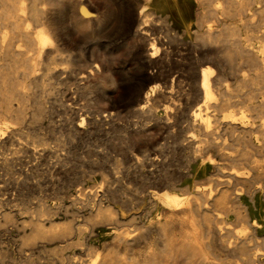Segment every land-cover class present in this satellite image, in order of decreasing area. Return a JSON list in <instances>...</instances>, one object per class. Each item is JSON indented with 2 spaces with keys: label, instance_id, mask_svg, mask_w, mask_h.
Listing matches in <instances>:
<instances>
[{
  "label": "rangeland",
  "instance_id": "1",
  "mask_svg": "<svg viewBox=\"0 0 264 264\" xmlns=\"http://www.w3.org/2000/svg\"><path fill=\"white\" fill-rule=\"evenodd\" d=\"M90 1L88 0L92 10L96 11L97 17L93 22H89V26V23H85L87 25L80 26V29L73 27L69 15L78 12L77 8L68 11L62 7L56 8L64 16H59L58 10L54 13L53 20L61 25V34H67L66 38L62 36L63 40H66L62 48L64 62L58 61L53 66L62 72L52 74V77L50 76V79L48 78L44 83L32 79L30 80L32 83L18 79L16 82L24 83L23 85L28 88L27 91L25 88L22 94L16 93L17 96L14 94L12 101L4 102L0 97V122L9 131L8 135L0 137V264H69L70 259L82 260L80 261L82 264L88 261L89 264L93 260L100 262L115 255L121 259L126 257L138 260L150 251L161 249V239L153 232V234H145L146 237L140 238L141 240L138 239V243L136 240L135 243L131 242L127 249L117 246V241L114 242V240L121 236L136 239L139 234L138 228L139 231L143 230L144 226L155 219V207L148 198L150 190H170L184 194L181 189L183 184L193 183L202 191L211 189L213 186L211 181L208 182L211 172L201 173L200 160H192L187 150H184L187 143L184 137L197 134L198 129H195L190 122V116L196 110V106L201 104L197 92L191 88L195 86L189 78L193 66L191 63H197L199 60H207L210 63L208 66L212 67L217 78L219 75L221 84L230 90V102L225 110L226 114H232L238 118L243 113L248 117L251 126V128L248 127L249 130L253 128L251 133L248 128L245 130L234 128V131L223 128L222 130L226 132L221 130V134L225 140L228 138L226 143L233 145L232 148L237 151L246 141L247 143L252 141L258 145L264 142V131L261 128V125H264V108L261 106L264 100L263 70L259 68L258 62L252 63L255 60L246 53L244 48L230 47L224 38L211 45L204 44L197 38L195 33L200 31L197 19L201 0H197L200 3L196 0H172L173 2L155 0L157 2L152 3L148 10V13L151 11L152 13L148 18V21L151 20L145 27L147 30L145 33L144 30L133 31L137 29L138 23L132 28L126 27L125 20L131 0ZM140 4L139 8L145 5V3ZM254 6V8H260L259 11L257 10L258 13H255L256 15L251 19L243 18V22L247 25L251 24L248 25L250 31H247L246 25L241 33L245 40H249L247 44L255 42L251 45L256 44V47L264 48V37H262L264 5ZM223 16H219L221 23L218 26L226 22L227 18ZM37 26H34L35 30H40L42 27L40 24ZM62 27L65 29L63 30ZM251 38L254 39L252 42ZM153 42L159 49L155 57L157 63L147 64L146 56L150 54V46ZM141 48L143 51L138 56L137 51ZM67 51H72L71 54L68 52L69 57ZM65 56L68 57L67 60ZM67 61L68 64H66ZM65 72L66 74H63ZM149 74L158 77L156 81L149 84V87L157 88L158 95L156 99L154 97L151 99L145 112H140L136 109L138 104L134 101L135 95L124 91L123 88L127 87L124 80L135 75L150 76ZM187 79L191 83H188ZM238 79L243 82L240 85L243 84L246 87H241ZM247 92L250 93L245 97ZM160 94L165 100L160 97ZM196 99L197 101L193 102ZM21 102L22 105H20ZM236 102L242 103L239 105ZM3 126L2 128L5 129ZM176 136L182 143L179 140H173L178 139ZM237 139L240 141L238 145L237 141H234ZM258 161L264 166V155H259ZM257 180L264 187V174ZM263 197L257 202L251 199L245 202L251 206L250 209H253L252 212L257 215V218L264 216ZM99 203L102 207H110L113 211L122 210V214L116 211L119 222L110 221V224L108 220L100 217L94 219ZM95 220L100 221L96 224ZM225 220L233 221L234 219ZM232 224L233 228L228 226V229L233 231L234 236H238L243 227L235 222ZM126 232L132 234L125 235ZM258 237L259 240H264V226L258 230ZM218 248L219 246L215 247V251L219 250Z\"/></svg>",
  "mask_w": 264,
  "mask_h": 264
},
{
  "label": "bare ground",
  "instance_id": "2",
  "mask_svg": "<svg viewBox=\"0 0 264 264\" xmlns=\"http://www.w3.org/2000/svg\"><path fill=\"white\" fill-rule=\"evenodd\" d=\"M92 1L93 0H91L90 2H92ZM95 1H103V0H95ZM130 2H129V6H128L129 9L127 11L126 20H125L126 21L125 23L127 25L126 27L132 28L134 24L138 23L137 29L133 30V31L138 32L140 30H144V33H145L147 31V30H145V27H147V23L151 20L150 19L148 21V18H150V14L152 13V11H151V13H148L149 12L148 10H150L149 7H151L152 3H156L157 1H155V0H131ZM197 2H199V1H197ZM140 3H145V5L142 6L141 8H139V5H141ZM258 4L264 5V0H217V1L216 0H201V3L199 4L201 6V9L199 12V17L197 19V23H198V27H199L200 31L198 33H195V34H197V38L202 43L208 44V45H211V43H214V42L224 38V40L227 42V44L230 47H235L237 49L238 48H242V49L244 48L246 53H248L249 56L253 60H255L252 63L254 64V62H258L259 68L261 67L263 70V73H264V48H261L260 46L256 47L255 46L256 44L251 45L255 42L251 43L250 45L247 44V42L249 40H245L243 38L242 33H241L243 27H246V25H247V23L243 22L244 21L243 18L244 17H246L247 19L253 18L254 15H256L258 13V11H259L258 9H260L257 7L254 8L255 7L254 5H258ZM174 6H175V4H174ZM58 7H62L63 9H65L67 11L70 9H73V8L74 9L77 8L78 12L73 13L74 10H72L73 12L71 11V13H73V14L70 13L71 16L68 14L69 17H71V20H72L71 23L73 24V27L75 26V28L78 27L80 29V26H82V25L86 26L87 24H85V23H89L91 21L93 22V20L96 19V17H97L96 11L92 10V6L88 2V0H0V61L3 62V63L0 62V63H2L0 65V84H1L0 85V97L4 100V102H5V100L12 101L13 100L12 98H13L14 94H16V93H18V94L23 93L24 89L26 88V85H23L24 83L22 84L20 82H16L18 79H22L23 81H30L32 79V80H37V81H41L42 83H44V81H47L50 76L52 77V74L57 73V72H62V71H60V69L56 70L55 69L56 67L55 68L53 67L56 64V62H58V61L62 62L64 60V56H63L64 53L62 54V51H63L62 48H63L64 44H66L65 43L66 40L64 41L63 40L64 38L62 36H65V38L67 37V34H65V35L61 34V27H60L61 25L53 20L54 19V13L59 9ZM56 8H58V9H56ZM63 9H61V10H63ZM67 11H65V12H67ZM58 12H59V10H58ZM58 12H57V14H58ZM61 12H63V11H61ZM61 15L64 16V14L60 13L59 16H61ZM222 15L226 16V18H227L226 22L225 23L222 22L223 24L218 26V24L221 23L219 16H222ZM263 15H264V13H263ZM55 16L57 17V15H55ZM261 16H262V14H261ZM57 18L60 19V17H57ZM261 19H263V18H261ZM62 23L63 22H61V24ZM38 24H40L42 27L40 30H35V27ZM258 24H260V22ZM89 25H90V23L88 24V26ZM69 26H68V28H69ZM92 26H94V25H92ZM149 26H151V24ZM249 26H248L247 31H250ZM86 28H89V27H86ZM161 28H162V26H161ZM62 29L64 30L65 27L64 28L62 27ZM151 29H152V27H151ZM254 30L255 29H253V31ZM245 31H246V29H245ZM163 32H164V30H163ZM167 35H168V32H167ZM262 35H263L262 37H264V34H262ZM249 37H251V36H249ZM68 38H67V40H69ZM253 38L250 39L251 42H252ZM145 39H147V37ZM169 39H170V37H169ZM247 39H248V37H247ZM257 39H258V37H257ZM154 42L150 46V54H148V56H146L147 64L157 63V60L155 61V57H156V54L158 53L159 49L155 46ZM174 42H176V41H174ZM174 42H172V43H174ZM217 45L218 44H216V46ZM66 48H67V46H66ZM134 51H136V50H134ZM142 51H143L142 48L137 51L138 56L142 53ZM237 51H239V50H237ZM68 52L69 51H67V53ZM71 52H69V53L71 54ZM242 52L244 54V50ZM202 53H203V51H202ZM70 54L68 55V57L70 56ZM77 55H79V54L77 53ZM144 55H146V54H144ZM231 56H232V54H231ZM68 57L65 56L66 60ZM72 57H75V56H72ZM78 57H80V56H78ZM191 58H193V57H191ZM70 59L68 61H70ZM75 59H77V57ZM199 59H200V57H199ZM68 61H67V63L66 62L65 63L68 64ZM141 61H142V59H141ZM180 62H182V61H180ZM227 62L229 63V61H227ZM167 63H168V61H167ZM191 64L193 65L192 66V73H191V76L190 77L188 76V77L190 79H192L193 86L195 85L194 87H191V88H194V90L197 92L196 93L194 90H192L193 93L195 92L197 94V97L201 99V104L198 105L196 103L195 104L193 103V102H196L197 99L194 101L192 100L193 101L192 103L194 105H198V106H196L197 108L194 106L196 108V110L194 112H192V115L190 116V122L192 123L193 126H195L194 127L195 129H198V131H197V134L195 133L193 135L188 136L187 137L188 139L184 137L185 142L187 141V143L184 147V150L185 151L187 150V153L190 155L192 160H200L199 169H200L201 173L204 174L207 171L211 172L209 179H208V182L211 181L213 183L212 188L207 189L206 191H202V190H200V188L198 186H195L192 183L193 185L192 184L191 185L190 184L189 185L183 184V186L181 188L183 191L182 190L181 191L184 194H178V193H176L174 191H170V190H168V191H166V190L160 191V190H154V189L150 190L151 192L148 194V196H149L148 198H149V201L151 200L152 203L154 204L155 208L154 207L153 208H154V211L156 213L155 219L153 221L149 222L146 226H144L143 230L140 229V231H139V228H138L139 234L137 235L136 239L135 238L127 239L124 236H121V237H117L116 238L117 240H114V242L117 241V246L118 245L121 246L122 249L123 248L127 249V247H130L131 242L135 243V240L137 241L138 239H140L142 237H146V236H144L145 234H148V233L151 234L153 232V233L158 235L159 239H161V241H160L161 242V249L157 250V251H152V252L150 251L146 254V256L142 255L143 257L141 259L139 258L140 260L138 258H137L138 260H135V259H128L126 257H124L125 259L124 258L121 259V258L116 257V255H115V256H112L110 258L103 259L100 262H98V260L97 261L93 260V262H91L89 264H264V240H261V239L259 240V237H258V230H260L264 226V216L257 218V215L254 212H252L253 209L252 210L250 209L251 206H248L247 204H245L247 199L248 200L251 199L253 202H257L260 198L262 199V196H264V187L258 182V180H260V179L257 180V178H260V176L264 174V172H262L264 169V166L261 165L258 161V156L264 155V142L262 144L258 145V144L252 143V141H251L252 139H251L250 140L251 143L250 142L247 143V141H246L247 144L245 143L244 146H242L240 150L237 149V151L234 150L235 148H232L233 145H229L228 143H226V140L228 138L226 140L224 139V137L222 136L223 134H221L222 133L221 130L223 128L225 130H233V131H234V128H240L239 130H241V129L245 130L246 128H248L250 126V123L248 122V117L246 115H244L243 113H241L238 118H236V116H234L232 114H226L225 110L228 108L229 102H230V100H229L230 90L228 87L221 84L222 80L221 79L219 80V75L217 78V75L214 74L215 73L214 70L211 69L212 67L210 68L208 66V64H210V63L207 60H199V62H197V63L195 62V63H191ZM108 65H110V64H108ZM152 66H154V65H152ZM254 67H255V65H254ZM63 71H64V69H63ZM141 72H140V74H142ZM164 72H165V70H164ZM63 74H66V72ZM253 74H255V73H253ZM55 75H57V74H55ZM58 75H60V73ZM56 77H58V76H56ZM72 78H74V77H72ZM157 78L155 76H151V75L150 76L135 75V76H133L131 78H127V79H125V77H124V79H125L124 82H125V85H127V87L126 88L124 87L123 89H124V91H126V92L129 91L135 95L134 101L136 104H138V108H136L138 111L145 112L149 107L148 104L151 101V99L153 97L155 98L156 95H158L157 94L158 90L156 87H154V86L149 87V84L156 81ZM252 78H254V77H252ZM224 79H225V77H224ZM239 80L240 79H238V81ZM187 81H188V79H187ZM241 82L242 81L240 80L239 85L241 84ZM188 83H191V82L188 81ZM63 84H65V83H63ZM192 84H190V86H192ZM235 84L238 85L237 83H235ZM27 86H29V85H27ZM227 86H228V84H227ZM242 86H243V84H242ZM260 86H262V85H260ZM243 87H246V86L244 85ZM236 88H239V87L236 86ZM236 88H235V90H236ZM27 89L28 88H26V91H27ZM78 89H79V87H78ZM255 89H257V88H255ZM262 90H264V89H262ZM237 91H238V89H237ZM260 91H258V92H260ZM249 93L248 92L245 93V97L247 94L249 95ZM237 94L239 95V93H237ZM102 95H103V93H102ZM16 96H17V94H16ZM160 97L163 98L162 94H160ZM249 98H250V96H249ZM22 99H24V98H22ZM111 99H110V102H112ZM163 99L165 100V98H163ZM250 99H252V98H250ZM187 100H189V99H187ZM14 101L17 102L16 100H14ZM245 101H247V100L245 99ZM236 103H238V102H236ZM20 105H22V102ZM129 105H130V103H129ZM239 105H237V106H239ZM122 106H125V105H122ZM261 106L264 108V100L261 103ZM19 107L20 106H18V108ZM108 107H106V108H108ZM8 108H10V107H8ZM244 108H245V106H244ZM188 109H190V108H188ZM12 111H13V109H12ZM110 112H111V110H110ZM250 117H251V115H250ZM101 120H104V119H101ZM14 122H13V125H14ZM188 122H189V120H188ZM177 124H178V122H177ZM2 126H3V124L0 122V137L1 138L8 135L7 133L9 132L7 130V128H5V126H3L5 129H3ZM81 126H83V124ZM258 127H260V126H258ZM250 128H251V126H250ZM255 128H256V126H255ZM261 128H263V131H264V125H261ZM192 130H194V129H192ZM225 130H222V131L226 132ZM248 130H249V128H248ZM251 130H249L250 133H251ZM161 131H162V129H161ZM161 131H160V134H161ZM166 132H168V130ZM183 132H184V130H183ZM246 132H247V130H246ZM232 134H234V132ZM232 134H231V136H232ZM241 134H243V133H241ZM82 136H83V134H82ZM82 136H80V137H82ZM74 137H76V136H74ZM161 138H163V137H161ZM242 139H240V140H242ZM173 140H179L180 141V138L173 139ZM234 141H237L236 144L240 142L239 139L234 140ZM257 142H255V143H257ZM11 146H12V144H11ZM178 150H181V149H178ZM51 151H53V150H51ZM60 151H61V149H60ZM29 154H31V153H29ZM184 158H185V156H184ZM189 160H191V159H189ZM184 167H186V166H184ZM207 176H208V174H207ZM115 180H117V179H115ZM171 181H173V180H171ZM176 181H179V180H176ZM103 185H104V183H103ZM99 188H98V190H100ZM171 189H172V187H171ZM71 202H72V200H71ZM80 204H82V202ZM121 205L124 206L123 204H121ZM128 205H129V203L127 204V206ZM115 206H116V204H115ZM262 209H263V207H262ZM48 210H49V208H48ZM93 210H95L94 207H93ZM37 211H39V210H37ZM116 211L118 213L120 212L121 214L123 213V211L120 209H118ZM116 211H113L110 207L104 208V206L102 207L101 203H99L96 207L95 214L93 213L94 219H95V217L96 218L100 217V218H103L105 220H108L109 221L108 223H110V221H113V222L115 221V223L119 222V221H117L118 220L117 218L119 216H118V213ZM126 211H127V209H126ZM127 212L129 213V211H127ZM93 214H92V216H93ZM260 216H262V215H260ZM228 218H231L234 220L233 221H226L225 219H228ZM7 221H9V220H7ZM96 221L97 220H95V222ZM98 221H100V220H98ZM98 221L96 224H98ZM128 222H130V221H128ZM233 222H235L237 224H241L240 226L243 227V228H241V230L239 229L240 232H239L238 236H236V235L234 236L233 231L228 229V226L233 225L232 224ZM34 223H35V221H34ZM242 224H244V226ZM66 227H68V226H66ZM109 227H110V225H109ZM41 228H43V227H41ZM123 233H125V232H123ZM128 233L130 234V232H128ZM128 233L126 232L125 235H128ZM237 233H238V231H237ZM134 235H136V234H134ZM134 235H132V236H134ZM114 236L116 237V235H114ZM52 237H54V236H52ZM59 239H61V238H59ZM112 240H113V238H112ZM51 241H53V240L51 239ZM157 242L159 243V241H157ZM137 243H138V241H137ZM214 244H216L215 247L219 246L218 249L220 250V252H219V250H217L218 252L215 251ZM136 246H137V244H136ZM116 254H117V252H116ZM80 261L82 262V260H80ZM80 261L77 259L76 260L70 259V261H68V263L69 264H82ZM87 262H84V264H86ZM95 262H98V263H95Z\"/></svg>",
  "mask_w": 264,
  "mask_h": 264
}]
</instances>
